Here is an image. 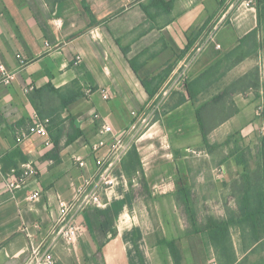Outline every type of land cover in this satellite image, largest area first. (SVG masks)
<instances>
[{"label": "crops", "instance_id": "1", "mask_svg": "<svg viewBox=\"0 0 264 264\" xmlns=\"http://www.w3.org/2000/svg\"><path fill=\"white\" fill-rule=\"evenodd\" d=\"M233 1L0 0V64L16 73L5 85L0 72V264H26L31 239L23 228H31L34 241L49 236L59 199H72L74 185L95 171L99 154L92 144L100 139L101 125L95 113L117 130L131 129L133 112L155 103L171 80L173 71L159 83L165 69L199 46L189 81L201 78L200 94L211 89L218 71L208 70L234 50L245 58L230 74L237 78L248 72V48L264 40V0L238 7L213 29ZM152 78L153 97L143 84ZM102 89L109 92L108 99ZM229 95L238 112L223 118L233 111L232 104L225 107L226 100L220 104L212 102L213 96H200L197 103L180 102L181 93L171 94L163 104L166 112L135 140L146 198L138 199L119 166L117 182L103 195V203L78 216L84 229L75 254L68 257L57 243L55 264H240L256 249L264 262V233L254 240L238 203L241 177L255 167L245 169L234 150L252 147L264 117L255 115L253 93ZM206 102L213 127L208 140L218 152H208L197 116V108ZM36 116L51 119L50 145L38 134L18 140ZM76 132L80 134L70 141ZM239 133L242 139L226 144ZM222 145L232 152L221 151ZM76 155L88 166L80 167ZM28 161L38 174L14 192L5 188L11 171L19 172ZM36 190L41 197L31 200ZM200 202H215L221 215L202 217L196 213ZM36 224L41 228L35 229Z\"/></svg>", "mask_w": 264, "mask_h": 264}, {"label": "built area", "instance_id": "2", "mask_svg": "<svg viewBox=\"0 0 264 264\" xmlns=\"http://www.w3.org/2000/svg\"><path fill=\"white\" fill-rule=\"evenodd\" d=\"M257 0H234L227 10L222 14V21L216 24L214 28H219L229 18L233 10L240 6L254 7ZM220 48V45H218ZM201 50L199 46L189 57L177 62L173 69V76L167 85L163 88L158 100L145 107L140 112H133L135 121L131 129L117 130L107 117L101 116L99 113L94 114L96 120L101 121L99 128L100 139L92 144V150L99 157H95V171L85 176L80 184L74 185V195L72 199H59L58 201V215L49 232V236L42 238L39 241H34V233L31 228L25 226L23 231L30 237V257L26 264H55L54 248L60 240L68 241L76 246L80 234L83 232L84 226L78 220V216L95 206L103 203V195L108 192V189L114 186L117 178L114 174L115 170L122 165L123 159L130 151L133 143L127 140L132 132V136H137L142 133L154 120L156 114L162 112L161 108L166 99L174 92L186 93V85L189 82V67L195 59L198 52ZM21 65H25V61L21 60ZM0 72L2 83L10 85L16 76V73L9 71L4 64H0ZM31 89L34 87L31 86ZM91 92V90H88ZM103 98L110 97L109 92L101 90ZM48 120H42L39 117H34L33 123L28 127L27 131L19 136L18 140L22 141L24 138L33 134L42 135L48 138L47 143L52 142L49 138L47 129ZM132 137V138H133ZM192 152H196L191 150ZM80 167H87L88 162L80 155L74 157ZM38 174V169L33 162L28 161L22 165L21 170L11 171L4 187L10 191H15L22 188L30 177ZM41 197L39 190L34 191L30 195L31 200H36ZM35 229H40L41 225H34Z\"/></svg>", "mask_w": 264, "mask_h": 264}, {"label": "trees", "instance_id": "3", "mask_svg": "<svg viewBox=\"0 0 264 264\" xmlns=\"http://www.w3.org/2000/svg\"><path fill=\"white\" fill-rule=\"evenodd\" d=\"M259 2L260 0H258V3ZM260 17H261V12H260ZM244 58H245L244 55L237 56V50H234L228 55H226L222 61L218 62L215 66H212L208 70V73L209 71H215V69L218 70V68H220L219 66L228 60L231 61L229 68H232L236 66L238 63H240ZM174 67L175 65H170L169 67L165 69L164 74L159 79V83L162 82L167 76L171 74ZM154 81H155L154 78L143 80V84L147 88L151 97L154 96L155 91H156V90H152L151 88V84ZM200 81H201L200 77L194 79L193 81H189L186 85V93L174 92L173 94L175 93L182 94L180 102L191 100L192 102L197 103L200 101L201 91L198 89V85ZM212 81L213 80H211V84L213 83ZM258 88H259L258 70L254 69L242 75L241 77L235 79L227 87L226 95L221 93V94H217L213 96L212 102H220L221 104V102L225 100L226 96L229 95L231 91L232 92L238 91V92L244 93L250 90V91L257 92ZM70 100L67 101L65 104L68 105ZM208 104L209 102L203 103L197 108V116H198L202 131H203L206 147L208 149V152L211 153L214 150H218V146L210 144L208 140V134L210 130L213 128V127L211 128L209 127V123L207 120L208 112H206V110L208 109L207 108ZM231 104H232L233 111L231 113L224 114L223 118L225 117L227 118L231 116V114L238 112V108L236 107L235 103L232 101ZM166 106L164 105L163 107L164 110L162 112L160 113L158 112L156 114V117L154 118V120H157L162 113L166 112V109H167ZM222 106L223 105L218 106L217 111H220L219 109H221ZM40 119L48 120L47 129L49 132V126L51 123V119L43 118V117H40ZM79 134L80 132H76V134L74 136H71L69 140L70 141L73 140ZM49 135H50V132H49ZM230 139H228L226 144L230 142ZM237 150L238 152H240L237 156L238 162L243 164L245 169L249 170L248 169L250 167L249 157H250L251 149L247 147V148H244L243 150L240 148H237L235 151ZM122 167H123V170L128 180L132 177L133 174L136 173V174L141 175L143 184H147L145 180V173H144L141 157H140L138 148L135 143H133L130 151L127 153V155L123 159ZM241 179H242V183L238 189V193L240 195L239 201H238L239 211L243 216L242 221L244 222L247 221L246 225L249 227V229L252 230L255 236L254 240L258 241L261 237V233L262 232L264 233V133L260 137V143L257 149V163H256L255 170H250L248 172L246 171V173L242 175ZM129 184H131L130 181H129ZM170 246L172 248V251L174 252L176 260L180 261V254L178 253L177 247L175 246L174 243H170Z\"/></svg>", "mask_w": 264, "mask_h": 264}, {"label": "rangeland", "instance_id": "4", "mask_svg": "<svg viewBox=\"0 0 264 264\" xmlns=\"http://www.w3.org/2000/svg\"><path fill=\"white\" fill-rule=\"evenodd\" d=\"M261 13H262L261 19H262L263 28H264V10L261 11ZM255 42L256 41H253L252 44L248 48V51L251 52V56H250V60H249L250 68H249L248 72H250L254 69L258 70L259 88L257 90L258 93L256 91L253 92L250 90H248L247 92H251V94L253 93L254 97L256 96L257 104L255 107L256 108L255 109V115L257 117L263 118L264 117V40H261L260 43H258V41L256 43ZM226 62H224L220 65V68H218V71L216 72V74L215 73L213 74V76L211 78V80H213L212 81L213 85H211V87H210L211 89H208V90L204 89L205 91H207V93L200 94V96L203 99H206V98L210 99L213 95H215V93H218V94L223 93L226 95V89L229 86V84L231 82H233L235 79L242 76V74H240V75H238L237 78L236 77L234 78V74H230V71H229V70H232V68H233V67L229 68L231 61L228 60ZM225 100L228 101V103L225 105V107L231 108L230 95H227ZM161 110H163V107L161 108ZM259 126L260 127H258L257 129L260 131V136L259 137L257 136V138H256L257 141L254 144H252V147L251 146H245V145L241 146L242 150L244 148H247V147L249 149H251V153H250V157H249L250 167L251 166L256 167L257 149L259 147L260 137L263 135L262 131H264V121ZM132 133L128 137H126L127 140L132 141L133 139H136L141 134L140 133L139 135L133 137ZM239 137L242 139V136L240 135V133H239V136L237 134H233L231 137L232 140L231 139L230 140L236 142L237 139H238V141L240 140ZM224 146L221 149V151L224 149L228 153L232 152L233 149H231V147H226V146L224 147ZM238 146H240V145H238ZM236 149H237V146L234 147V150H236ZM215 152H218V150ZM128 181L131 182V185L136 190L135 193L138 195V199H145L146 197H145V195H143L144 194L143 193L144 192V186H143L141 175L135 173L132 175V177ZM211 184L212 183L210 181L207 182L208 186H211ZM237 190H238V188H237ZM228 194H229V191H228ZM233 196H236V195H233ZM215 204H216L215 202H208V203L205 202L202 205V202H200L201 207H200L199 211H198V209L196 210V213L199 212V214L202 215V217L210 216V215L219 216V215H221V211ZM58 243H60V245L63 244L62 249L65 251L64 252L65 254L68 253V257L75 254L76 246H74L72 243H69L68 241H65V240H60ZM55 248H54V250H55ZM55 255L56 254L54 253V256ZM261 257H262V253L260 251H258V249H256L253 252H251V254H248L243 259V261L240 262V264H264Z\"/></svg>", "mask_w": 264, "mask_h": 264}]
</instances>
